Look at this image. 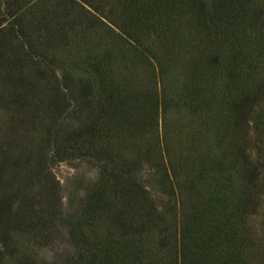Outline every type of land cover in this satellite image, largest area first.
<instances>
[{
	"label": "trees",
	"instance_id": "obj_1",
	"mask_svg": "<svg viewBox=\"0 0 264 264\" xmlns=\"http://www.w3.org/2000/svg\"><path fill=\"white\" fill-rule=\"evenodd\" d=\"M0 118V259L264 264V0H0Z\"/></svg>",
	"mask_w": 264,
	"mask_h": 264
},
{
	"label": "rangeland",
	"instance_id": "obj_2",
	"mask_svg": "<svg viewBox=\"0 0 264 264\" xmlns=\"http://www.w3.org/2000/svg\"><path fill=\"white\" fill-rule=\"evenodd\" d=\"M3 113V112H2ZM7 115L6 111L4 110V116ZM9 118H0V122H5L7 121ZM2 127H4V125H1ZM27 135V134H25ZM25 135H20V141L19 142H26V140L30 139V137H23ZM22 136V137H21ZM29 136V135H27ZM23 139V141H22ZM23 146H20L19 148H21ZM52 170V174L53 177L55 179V181H57L59 183V194L62 197L63 202H66L67 199H69L70 197H73V195L76 193L77 191V185L79 184V180H81L82 178H93L95 175V171L90 168V166H88L87 164L84 163H79V162H61V163H57L55 165L52 166L51 168ZM145 170H147V168H145ZM37 190L39 191V194H43L41 196H39V200H42L45 198V193L42 192V188L38 185ZM74 193V194H73ZM264 210V208H263ZM262 223H264V211H261L260 216L255 217L254 221H253V226L255 229H257L260 225H262ZM264 225V224H263ZM264 227V226H263ZM264 231V228H263ZM261 232V231H260ZM259 232V233H260ZM264 234V232H263ZM264 236V235H263ZM67 245H63L59 248H51V247H45L43 249H33V251L35 252V254L37 255V257L41 260H45V261H50L52 260L56 254L57 251H59L61 248L63 249L64 247H66ZM1 249V248H0ZM0 264H12L11 261H8L5 258L0 259Z\"/></svg>",
	"mask_w": 264,
	"mask_h": 264
}]
</instances>
